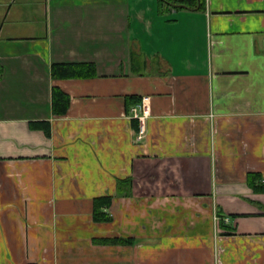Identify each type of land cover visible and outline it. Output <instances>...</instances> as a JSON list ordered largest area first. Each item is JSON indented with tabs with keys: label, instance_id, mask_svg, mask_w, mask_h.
I'll use <instances>...</instances> for the list:
<instances>
[{
	"label": "crops",
	"instance_id": "obj_1",
	"mask_svg": "<svg viewBox=\"0 0 264 264\" xmlns=\"http://www.w3.org/2000/svg\"><path fill=\"white\" fill-rule=\"evenodd\" d=\"M250 173L264 185V0H0V264H264Z\"/></svg>",
	"mask_w": 264,
	"mask_h": 264
},
{
	"label": "trees",
	"instance_id": "obj_2",
	"mask_svg": "<svg viewBox=\"0 0 264 264\" xmlns=\"http://www.w3.org/2000/svg\"><path fill=\"white\" fill-rule=\"evenodd\" d=\"M172 6L178 8L201 9L204 6L205 0H163ZM52 75L54 78H87L96 75V67L94 63H62L52 66ZM138 101H135L137 103ZM53 112L56 115H65L70 106V96L60 87L55 86L53 89ZM36 126L46 125V122L35 123ZM49 134V133H48ZM259 174L250 173L248 175V183L256 191H264V185L258 184L261 182ZM124 182H127L124 181ZM113 197L110 195L97 197L95 199L94 217L97 221H110L111 217L104 212L103 209L110 207ZM130 239H115L111 242H130Z\"/></svg>",
	"mask_w": 264,
	"mask_h": 264
},
{
	"label": "built area",
	"instance_id": "obj_3",
	"mask_svg": "<svg viewBox=\"0 0 264 264\" xmlns=\"http://www.w3.org/2000/svg\"><path fill=\"white\" fill-rule=\"evenodd\" d=\"M149 109L147 98H144L140 103L131 109V115L139 120L140 127L137 139L140 141L146 136L147 125L146 120L148 117Z\"/></svg>",
	"mask_w": 264,
	"mask_h": 264
}]
</instances>
